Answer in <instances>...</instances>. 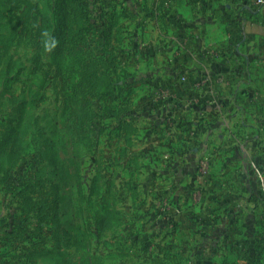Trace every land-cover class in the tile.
<instances>
[{
  "label": "crops",
  "instance_id": "obj_1",
  "mask_svg": "<svg viewBox=\"0 0 264 264\" xmlns=\"http://www.w3.org/2000/svg\"><path fill=\"white\" fill-rule=\"evenodd\" d=\"M90 1L117 59L112 162L140 167L127 203L182 262L264 264V2Z\"/></svg>",
  "mask_w": 264,
  "mask_h": 264
},
{
  "label": "rangeland",
  "instance_id": "obj_2",
  "mask_svg": "<svg viewBox=\"0 0 264 264\" xmlns=\"http://www.w3.org/2000/svg\"><path fill=\"white\" fill-rule=\"evenodd\" d=\"M55 3L0 0V264H188L160 244V215L127 203L140 167L123 150L112 162L110 119L99 114L108 102L91 103L94 119L75 135V155L66 152L63 81L38 30ZM52 142L62 165L46 159Z\"/></svg>",
  "mask_w": 264,
  "mask_h": 264
},
{
  "label": "trees",
  "instance_id": "obj_3",
  "mask_svg": "<svg viewBox=\"0 0 264 264\" xmlns=\"http://www.w3.org/2000/svg\"><path fill=\"white\" fill-rule=\"evenodd\" d=\"M96 11L90 0H56L52 11L49 8L46 13L39 14V39L44 40L48 36L51 63L63 81V121L68 131L65 149L74 155L75 135L80 132L85 134L86 122L94 119L91 103L94 100L105 101L114 94L116 86L113 75L117 59L111 47L109 31L102 32L96 28L97 21L103 18ZM91 32H95L92 39L89 38ZM16 128L11 131L3 149H9ZM98 132L100 136L101 132ZM95 144L99 151V141ZM56 147V143L52 142L46 159L58 166L63 164V160ZM46 256H53V253L49 252ZM88 264H92L91 261Z\"/></svg>",
  "mask_w": 264,
  "mask_h": 264
},
{
  "label": "built area",
  "instance_id": "obj_4",
  "mask_svg": "<svg viewBox=\"0 0 264 264\" xmlns=\"http://www.w3.org/2000/svg\"><path fill=\"white\" fill-rule=\"evenodd\" d=\"M263 2H264L263 0H258V1H257V5H258V6H259V5H262ZM261 192H262V194H263V196H264V180H262Z\"/></svg>",
  "mask_w": 264,
  "mask_h": 264
}]
</instances>
